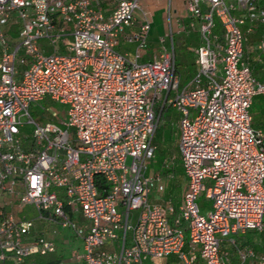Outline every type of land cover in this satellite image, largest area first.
Masks as SVG:
<instances>
[{
  "label": "built area",
  "instance_id": "obj_1",
  "mask_svg": "<svg viewBox=\"0 0 264 264\" xmlns=\"http://www.w3.org/2000/svg\"><path fill=\"white\" fill-rule=\"evenodd\" d=\"M184 6L182 28L200 34L187 85L173 52L138 60L151 23L142 0H0V264H45L38 258L50 253L59 255L48 264H64L50 236L58 229L79 241L76 264H145L171 254L226 264L221 239L262 229L264 148L250 107L264 80L243 59L241 26L264 24V0ZM136 10L142 21L129 33ZM121 40L137 42L133 56L117 50ZM46 98L65 107L63 120L33 119L29 109ZM159 103L180 114L187 183L178 214L170 200H150L164 187L158 173H146ZM26 205L35 218L18 215ZM247 255L264 264V254Z\"/></svg>",
  "mask_w": 264,
  "mask_h": 264
},
{
  "label": "crops",
  "instance_id": "obj_2",
  "mask_svg": "<svg viewBox=\"0 0 264 264\" xmlns=\"http://www.w3.org/2000/svg\"><path fill=\"white\" fill-rule=\"evenodd\" d=\"M185 0H171L169 6L163 1H155V0H142V9L144 11H148L152 14L156 9L163 8L166 10L167 18H168V26L167 32L164 37L160 38V42L164 43L166 41V37L168 36L169 44L171 46V50H166L165 48H159L153 52H147L145 47L147 45V35L146 38V45L140 49V56L138 58L139 61L146 62L152 60L154 58H158L161 53L165 51L173 52L175 58V69L176 72L180 76L181 83L184 85L189 84V82L193 79L194 75L197 73L198 66L195 61V47L191 48L190 51L192 52V57L190 59H182L180 64L176 63V56L174 51V36L180 34L183 31H191L189 29H183V25H187L188 18L185 13ZM142 21V14L140 11V16L135 15V21L133 25L128 29V32H135L137 31L140 22ZM241 29L244 33V54L243 59L246 61L248 66L250 67L252 75L259 81L264 80V24L259 21L249 22L246 20L244 24H242ZM150 31V30H149ZM170 32H172V39H170ZM214 33L220 34L219 28L214 29ZM163 39V41H161ZM199 42H200V34H199ZM137 42H128L126 40H121L117 46V50L121 53H126L129 56H133L135 54V50L137 47ZM198 45V44H197ZM142 59V60H141ZM192 86V85H190ZM172 108L170 106L164 105L162 106L161 103L155 105V111L158 115V121L162 114L168 109ZM174 110V120L171 123H176L178 138H179V126H178V119H179V112ZM250 114H251V125L253 128L259 130L262 134L263 138V148H264V95H256L252 99V104L250 107ZM158 124V123H157ZM156 131V130H155ZM154 135V134H153ZM178 145V141H177ZM187 183V180H186ZM186 188V185H185ZM185 191V190H184ZM158 193V192H156ZM202 198V197H201ZM156 198L150 196V200L155 201ZM205 199V197H204ZM172 202L171 199H168ZM167 200V201H168ZM166 201V202H167ZM205 199L201 203H199L200 208L202 211H208L210 208L209 205H205ZM164 202L163 204H165ZM181 202V201H180ZM161 204V205H163ZM173 204V203H172ZM180 204V203H179ZM179 207V205H178ZM178 207L176 214H178ZM175 208V207H174ZM135 216V213H134ZM171 217L170 220H172ZM184 226V223L182 224ZM64 241L70 243H76L78 245V250L81 249L79 241L74 240L71 238V234L69 233L66 237H64ZM188 247L187 244L183 247V251H187ZM220 253L225 256L226 264H253L255 262V258L251 256H246L245 258L242 257L246 252L251 251L255 256H260L264 254V225L260 230H247L242 233L232 234L228 237L221 239L220 246H219ZM59 251V248H58ZM60 252V251H59ZM58 252V253H59ZM54 256H43L39 257L40 260L45 263H52L58 259V255L56 253H50ZM62 255V254H60ZM64 257V255H62ZM154 259L157 258H150L145 261V264H151ZM161 259V258H160ZM165 262L169 264H186L184 263L178 254H171L166 256ZM191 264H203L202 261L194 262Z\"/></svg>",
  "mask_w": 264,
  "mask_h": 264
},
{
  "label": "rangeland",
  "instance_id": "obj_3",
  "mask_svg": "<svg viewBox=\"0 0 264 264\" xmlns=\"http://www.w3.org/2000/svg\"><path fill=\"white\" fill-rule=\"evenodd\" d=\"M136 16H140V11H135ZM167 26H168V18L166 10L163 8L156 9L152 14V20L150 23V31L147 38V45L145 47V50L147 52H153L158 50L159 48H165L166 50H171V46L169 44L168 36L166 37V41L164 43L160 42V38L164 37L167 32ZM199 44V32L196 29H193L191 31H183L180 34H177L174 36V51L176 56V63L180 64L182 59H190L192 57V52L190 51L191 48L197 46ZM142 60V59H141ZM31 115L34 120H46V121H52V122H59L64 119L65 117V107L59 103H52L48 98H46L45 101L41 102V107H31L30 109ZM174 110L172 108H168L160 117L156 132L154 134L153 138V145L155 144L154 154L150 159L146 160V173L148 174H159L162 177V180L165 183L169 181L172 177L171 172H163V167L168 166L169 163L172 165L178 164L180 161V155H179V149L175 148L174 145H172L169 141V136L172 128H177L176 123H171L173 118ZM25 132L29 133L31 130V125H25L23 128ZM173 143L177 142L176 133L173 131ZM175 152L178 159L177 161L174 160L171 161V154ZM128 162H130V158L128 159ZM169 162V163H168ZM181 162V161H180ZM168 163V164H167ZM163 168V169H161ZM181 173L177 172L174 175V179L176 180V186L179 188L180 186H184V180L181 177ZM176 177V178H175ZM158 190L154 189L152 191L151 196L153 198H156L155 201H151L152 203L156 204H162L164 203L165 198L167 197L164 193H156ZM176 194H174L175 196ZM168 198V197H167ZM166 198V199H167ZM170 199V198H168ZM204 196L198 200L199 203L204 201ZM173 202V199H172ZM205 205H209L208 201H205ZM175 206V205H174ZM176 209V208H175ZM177 211V210H176ZM134 212H131V218L133 217ZM20 217L24 215L26 219H32L36 217V213L31 207V205H26L23 209V212L18 214ZM79 220L83 221V217L79 216ZM35 224L40 225L39 221H35ZM69 234V231L67 229H61L57 230L56 233L52 234L50 233V236L57 239L58 242V248L59 253L64 255V264H76L73 263L70 259V256L72 255V252L74 250H78V245L76 243H73V241H70L68 243L67 241H64V237H66ZM48 256H54L53 254H49ZM165 258H157L154 259V261L151 264H169L165 262ZM40 260V258H38ZM182 264V263H181Z\"/></svg>",
  "mask_w": 264,
  "mask_h": 264
},
{
  "label": "trees",
  "instance_id": "obj_4",
  "mask_svg": "<svg viewBox=\"0 0 264 264\" xmlns=\"http://www.w3.org/2000/svg\"><path fill=\"white\" fill-rule=\"evenodd\" d=\"M172 120H174V117L172 118ZM175 132L176 133V138H177V141H178V132H177V128H172L171 129V134H170V136H169V141H170V143L172 144V145H174V147L175 148H178V145H177V142L176 143H173V135H172V132ZM156 132V131H155ZM155 132H154V134H155ZM154 136V135H153ZM153 138L154 137H152V140H151V142L153 143ZM153 145V144H152ZM154 146H156L155 144H154ZM171 161L173 162L174 160H176L177 161V159H178V157H177V155L175 154V152H173L172 154H171ZM181 161V160H180ZM178 162V164H171V163H167L168 164V166L166 165V167H163V168H161V169H163V172L164 173H166V172H171L173 175H172V177L173 178H171L169 181H167V183H165L164 184V182H163V184H164V187H163V189L162 190H159V191H157L158 193H164L168 198H170L171 200L173 199V205H175L174 207L177 209V207H178V205H179V203H180V201H181V198H182V195H183V193H184V190H185V185H186V176H185V174H184V171H183V168H182V163L181 162ZM175 162V161H174ZM177 172H180L182 175H181V177L183 178V180H184V186H180L179 188H177V186H176V180L174 179V175L177 173ZM176 178V177H175ZM174 194H176L175 196H174ZM166 197V198H167ZM165 198V200H164V202H166L167 200H168V198L166 199ZM163 204V203H162ZM164 205V204H163Z\"/></svg>",
  "mask_w": 264,
  "mask_h": 264
}]
</instances>
